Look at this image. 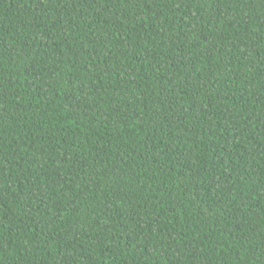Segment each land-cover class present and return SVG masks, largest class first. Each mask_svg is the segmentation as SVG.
<instances>
[{"label": "trees", "instance_id": "16d2710c", "mask_svg": "<svg viewBox=\"0 0 264 264\" xmlns=\"http://www.w3.org/2000/svg\"><path fill=\"white\" fill-rule=\"evenodd\" d=\"M0 264H264V0H0Z\"/></svg>", "mask_w": 264, "mask_h": 264}]
</instances>
